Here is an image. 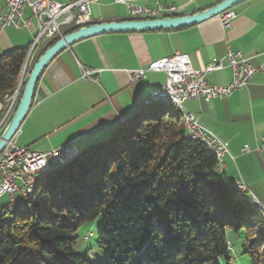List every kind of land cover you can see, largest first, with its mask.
I'll list each match as a JSON object with an SVG mask.
<instances>
[{"label": "trees", "instance_id": "1", "mask_svg": "<svg viewBox=\"0 0 264 264\" xmlns=\"http://www.w3.org/2000/svg\"><path fill=\"white\" fill-rule=\"evenodd\" d=\"M30 47L0 56V101L14 94ZM170 108L144 104L106 140L48 163L30 195L0 210V264H92L76 232L98 217L100 264H229L227 231L242 233L249 264H264L263 210Z\"/></svg>", "mask_w": 264, "mask_h": 264}, {"label": "crops", "instance_id": "2", "mask_svg": "<svg viewBox=\"0 0 264 264\" xmlns=\"http://www.w3.org/2000/svg\"><path fill=\"white\" fill-rule=\"evenodd\" d=\"M156 1L163 7L179 8L172 17H182L224 0H194L190 4L185 0ZM139 4L155 7L154 0ZM89 8L93 24L130 19L127 6L113 0H98ZM229 10L236 15L229 29H224L215 16L188 27L103 33L76 42L43 71L30 109L14 136L15 144L39 152L70 144L72 150L66 156L72 157L86 146L106 140L111 130L133 115L143 102L148 105L150 96L165 81L162 73L146 72L144 78L130 84L129 72L179 52L189 57L195 70L220 61L224 67L207 74L205 81L209 86H225L232 77L226 54L229 50L240 52L252 67L263 66V70L257 71L247 86L230 98L187 100L183 111L195 116L201 126L226 143L230 156L223 158V167L218 170L233 183L244 184L264 212V151H257L264 138V0H242ZM4 11L0 0V15ZM29 16L26 11L25 17ZM35 35L34 19L23 29L5 28L0 32V56L16 47L31 45ZM47 45L45 40L39 42L30 53V63ZM73 57L83 67L98 71L93 79L81 78ZM6 123L0 127V134ZM244 147L249 151L243 152ZM17 195L14 200L21 203L22 195ZM231 246L230 242V251Z\"/></svg>", "mask_w": 264, "mask_h": 264}, {"label": "built area", "instance_id": "3", "mask_svg": "<svg viewBox=\"0 0 264 264\" xmlns=\"http://www.w3.org/2000/svg\"><path fill=\"white\" fill-rule=\"evenodd\" d=\"M113 1L116 4L126 5L129 18L132 20L172 17L179 10L174 6L163 7L156 0H154V8L139 4L147 0ZM193 1L185 0L187 4ZM97 2L98 0H3L5 11L0 21V32L5 28H26L34 19L36 35L31 43V52L42 40L52 42L78 28L91 24L89 7L90 4ZM26 11L29 12V17H25ZM217 17L221 26L229 29L236 15L231 10H227ZM73 59L81 70V78L93 79L92 76L98 73L96 70L83 67L75 57ZM225 59L232 72L231 80L225 86H209L205 81L207 74L224 67L220 61L211 62L202 69L195 70L190 64L189 57L179 52L153 60L144 69L129 72V82L133 84L144 78L146 72L162 73L165 75V81L151 96L166 94L183 105L187 100L198 98H204L207 101L214 98H230L235 91L244 89L257 71L263 70V66L252 67L240 52L229 50ZM13 97L16 100L13 101L12 97H9L10 99L6 97L4 102L0 103V114L4 115L0 121V127L8 121L15 109L17 96ZM186 125V135L208 141L212 147L220 150L222 161L225 156H230L226 143L201 126L195 116L187 112ZM71 150L70 144H63L45 152L33 151L17 146L13 137L0 153V198L6 194H17L20 188H27L34 170L42 168L44 164L53 162V160L65 159L66 154ZM242 151L248 152L249 149L244 147ZM257 151H264V138L257 147ZM236 185L240 192L248 193L244 184L237 182Z\"/></svg>", "mask_w": 264, "mask_h": 264}, {"label": "water", "instance_id": "4", "mask_svg": "<svg viewBox=\"0 0 264 264\" xmlns=\"http://www.w3.org/2000/svg\"><path fill=\"white\" fill-rule=\"evenodd\" d=\"M240 1L242 0H224L223 2L209 9L195 13L190 16L167 17L153 20L128 19L120 22H101L96 24L91 23L87 26L78 28L77 30L64 35L62 38L58 39L53 45L48 47L41 55H39L36 61L30 67L26 80L24 81L23 90L18 104L15 107L10 118L8 119L2 133L0 134V153L5 148L6 143L11 140L19 130L26 114L30 109L36 85L45 68L59 53L71 47L76 42L103 33L139 32L188 27L201 23L212 17H215L220 13L229 10L231 7H233ZM29 58L30 53L28 54L26 62L24 64L22 70L23 72L26 69L25 67L28 63ZM143 105L144 102L142 106ZM142 106H139V108ZM139 108L134 114L139 111ZM133 115H131L130 117H132Z\"/></svg>", "mask_w": 264, "mask_h": 264}, {"label": "rangeland", "instance_id": "5", "mask_svg": "<svg viewBox=\"0 0 264 264\" xmlns=\"http://www.w3.org/2000/svg\"><path fill=\"white\" fill-rule=\"evenodd\" d=\"M25 68L26 69L24 70V72L22 71L20 74L17 88L15 89L14 94L12 96L18 97L20 89L24 86V81L26 80L30 66L28 67V64H27ZM12 96H9V97H12ZM12 98H13V101L16 100L14 99V97ZM158 105L159 104H156L155 107L157 108ZM170 109L172 113H175L178 111V109L174 106H172ZM48 166L49 164L46 163L42 166V168H38L34 170L33 172L34 178H36L37 175H40L41 173H43ZM17 194L18 195L16 197L21 195L20 192ZM8 197H9L8 195H4L3 197L0 198V210L3 208H6L8 205H11L10 198L8 201ZM100 223H101V218L98 217L92 222H86L82 224L81 226H79L76 232L77 233L76 251L79 254H85L88 260L92 264H100L105 257V252L103 249L100 248L97 242V238H96L97 230H98ZM226 236H227V240L232 243L231 251L229 254L230 264H249V259L246 256L241 255L240 242L243 237L242 233L237 235L231 231H227ZM222 262H223L222 264H225L223 260Z\"/></svg>", "mask_w": 264, "mask_h": 264}, {"label": "bare ground", "instance_id": "6", "mask_svg": "<svg viewBox=\"0 0 264 264\" xmlns=\"http://www.w3.org/2000/svg\"><path fill=\"white\" fill-rule=\"evenodd\" d=\"M3 17V14L0 15V21ZM22 82V81H21ZM13 97V96H12ZM6 97L3 98L2 101H0V103H3L4 100H5ZM150 101H147V104L149 103H155V102H162V103H165V104H168V105H171L176 107L178 109V112H180L181 116H182V123H183V128H184V132H185V136L187 139H190V140H193V141H197L201 144H203L208 150H210L216 157V160H217V167L219 169H221L223 167V163H222V154L220 152L219 149L215 148V147H212V145H210L208 143V141H206L205 139H199V138H196L192 135H186V132H187V125H186V113L183 111V105L180 104L179 102L175 101L173 98H171V96H168L166 94H158L156 96H151ZM63 161V159H60V160H53V162H48L50 164H61ZM34 183H35V178L34 176L32 175L30 177V185L27 187V188H20L19 189V192L21 193L22 197H26L28 195L31 194L32 190H33V186H34ZM238 188V186H237ZM239 190V188H238ZM240 191V190H239ZM246 194V193H245ZM248 194V193H247ZM9 196L10 198V203L14 202V195L15 194H6ZM251 199L255 202L254 198L248 194Z\"/></svg>", "mask_w": 264, "mask_h": 264}]
</instances>
